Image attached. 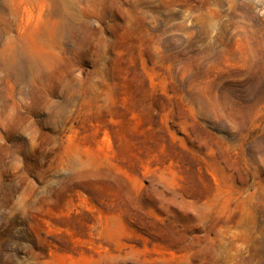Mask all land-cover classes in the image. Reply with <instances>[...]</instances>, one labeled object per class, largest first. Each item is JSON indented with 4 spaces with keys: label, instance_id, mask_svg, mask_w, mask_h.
Here are the masks:
<instances>
[{
    "label": "rangeland",
    "instance_id": "1",
    "mask_svg": "<svg viewBox=\"0 0 264 264\" xmlns=\"http://www.w3.org/2000/svg\"><path fill=\"white\" fill-rule=\"evenodd\" d=\"M264 0H0V264H264Z\"/></svg>",
    "mask_w": 264,
    "mask_h": 264
},
{
    "label": "built area",
    "instance_id": "2",
    "mask_svg": "<svg viewBox=\"0 0 264 264\" xmlns=\"http://www.w3.org/2000/svg\"><path fill=\"white\" fill-rule=\"evenodd\" d=\"M264 12V11H263Z\"/></svg>",
    "mask_w": 264,
    "mask_h": 264
}]
</instances>
